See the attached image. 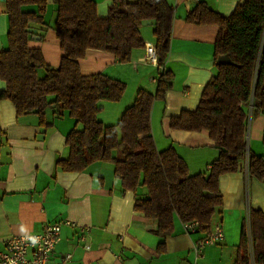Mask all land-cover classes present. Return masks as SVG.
<instances>
[{
	"label": "trees",
	"instance_id": "trees-1",
	"mask_svg": "<svg viewBox=\"0 0 264 264\" xmlns=\"http://www.w3.org/2000/svg\"><path fill=\"white\" fill-rule=\"evenodd\" d=\"M53 2L55 30L64 53L57 69L46 63L41 50L29 45L32 24L47 31L49 0H6L8 48L0 52V79L7 88L0 100L13 103L18 115H38L44 126L47 109L54 107L57 116L69 113L83 129L69 134L70 156L58 166L80 173L96 162L113 164L123 191L139 194L135 210L157 220L164 238L173 232L176 217L207 226L204 233L211 230L223 213L222 176L241 171L249 157V175L264 180V159L249 153L247 143L251 108L264 115V0H244L228 17L205 2L187 14L188 23L219 28L215 60L221 56L231 60L216 64L217 75L205 87L198 108L171 120L176 130L207 131L220 152L208 174L194 176L173 148L158 151L152 134L153 105L172 90V72L163 70L156 94L139 91L119 123L107 126L98 119L100 104L120 102L127 85L103 74L84 76L80 68L90 50L109 53L121 64L131 63L134 52L145 49L141 27L149 21L155 27L159 67L164 68L171 49L174 6L168 0H115L108 16L101 18L94 0ZM29 7L38 11L29 12ZM142 189L147 191L145 197L139 193ZM253 262L264 264V215L251 211L237 264Z\"/></svg>",
	"mask_w": 264,
	"mask_h": 264
},
{
	"label": "crops",
	"instance_id": "crops-1",
	"mask_svg": "<svg viewBox=\"0 0 264 264\" xmlns=\"http://www.w3.org/2000/svg\"><path fill=\"white\" fill-rule=\"evenodd\" d=\"M98 14L106 18L115 0H94ZM136 2L138 0H124ZM244 0H168L175 8L171 49L164 68L144 64V50H136L129 64H121L113 55L96 50L80 61L84 76L106 75L127 85L118 103L102 102L98 119L107 126L119 123L139 91L156 94L163 70L174 75L173 88L165 100H157L152 109V134L158 151L173 148L186 162L190 175L208 174L220 152L209 133L171 128V120L185 111H195L203 91L217 75L215 43L219 28L188 23L187 14L205 2L211 10L230 16ZM37 12V7L27 8ZM57 6L49 0L45 15L47 31L32 24V49L42 51L46 63L60 67L64 53L55 30ZM154 23L145 22L141 36L156 45ZM9 21L6 1L0 0V52L8 48ZM153 36V38H152ZM152 38V39H151ZM0 79V94L6 91ZM255 111V112H254ZM248 151L264 159V115L249 113ZM46 123L36 114L18 115L8 100H0V253L14 236L39 233L49 223L70 221L64 226L61 241L51 256L58 264L67 254L69 264H237L242 254L243 227L251 211L264 215V180L249 175L247 157L241 171L221 177L224 207L211 228L220 225L225 240L207 246L196 260L194 246L204 236L186 233L176 217L174 230L164 238L159 222L135 210L138 193L123 191L121 180L110 163L96 162L80 173L63 171L58 162L70 156L67 137L83 125L69 113L46 110ZM145 197L147 191L140 190Z\"/></svg>",
	"mask_w": 264,
	"mask_h": 264
},
{
	"label": "built area",
	"instance_id": "built-area-1",
	"mask_svg": "<svg viewBox=\"0 0 264 264\" xmlns=\"http://www.w3.org/2000/svg\"><path fill=\"white\" fill-rule=\"evenodd\" d=\"M140 62L159 67L156 45L149 42L145 43L144 56ZM153 82L158 84L159 78L154 79ZM248 163L249 160H247V170ZM64 226L75 227L76 224L70 221L49 223L39 233L10 238L6 242V250L0 253V264H50L51 256L61 241V231ZM183 226L189 235L199 234L203 232L202 229L207 228L199 222L183 223ZM248 235L250 236V227ZM224 240L225 233L220 225L206 231L203 238L194 246L196 260L202 257L203 250L207 246L217 245ZM71 260L72 255L67 254L60 259L58 264H69Z\"/></svg>",
	"mask_w": 264,
	"mask_h": 264
},
{
	"label": "water",
	"instance_id": "water-1",
	"mask_svg": "<svg viewBox=\"0 0 264 264\" xmlns=\"http://www.w3.org/2000/svg\"><path fill=\"white\" fill-rule=\"evenodd\" d=\"M3 1H6V0H3ZM217 63L218 64H229L231 63V60L228 56H221L218 58Z\"/></svg>",
	"mask_w": 264,
	"mask_h": 264
},
{
	"label": "rangeland",
	"instance_id": "rangeland-1",
	"mask_svg": "<svg viewBox=\"0 0 264 264\" xmlns=\"http://www.w3.org/2000/svg\"><path fill=\"white\" fill-rule=\"evenodd\" d=\"M152 38H153V36H152ZM152 38H151V39H152Z\"/></svg>",
	"mask_w": 264,
	"mask_h": 264
}]
</instances>
